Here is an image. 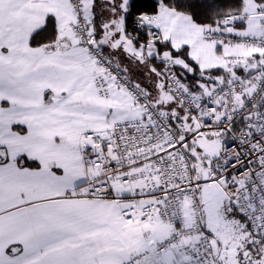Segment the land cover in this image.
I'll return each mask as SVG.
<instances>
[{
	"label": "crops",
	"instance_id": "0c3cea01",
	"mask_svg": "<svg viewBox=\"0 0 264 264\" xmlns=\"http://www.w3.org/2000/svg\"><path fill=\"white\" fill-rule=\"evenodd\" d=\"M85 2L92 21L94 0ZM105 3L99 43L165 109L167 100L176 102L159 73V59L172 60L176 68L188 65L170 50L160 51L161 44L187 47L201 69L221 68L225 76L257 65L258 53L243 39L262 34V0H244L240 28L225 21L200 25L162 4L157 13L137 17L146 30L162 33L146 54L137 35L126 32L124 19L115 17L114 0ZM73 16L72 0H0V264H190L176 248L155 252L149 242L154 228L124 219L126 200L64 195L83 181V134L141 114L126 90L100 94L101 70L73 33ZM50 17L56 20L55 38L33 46L32 35ZM226 56L238 58L237 67ZM124 189L126 194L115 189L116 196L129 194Z\"/></svg>",
	"mask_w": 264,
	"mask_h": 264
},
{
	"label": "built area",
	"instance_id": "2783aa9c",
	"mask_svg": "<svg viewBox=\"0 0 264 264\" xmlns=\"http://www.w3.org/2000/svg\"><path fill=\"white\" fill-rule=\"evenodd\" d=\"M85 0H72L78 19L72 30L81 48L98 65L100 94L107 98L114 89L131 93L141 108L138 118L114 123L82 136L81 167L83 181L76 191L65 197L119 199L128 205L123 217L137 221L143 228L152 226L149 242L155 252L176 248L190 264H216L214 240L205 226L201 186L205 183L197 172L190 144L199 136L222 137L221 156L215 165V177L208 183L220 185L232 206L248 222L253 243L264 240V107L243 125L234 129L236 119L258 101L264 89V0L259 14L262 34L245 37L243 43L259 55L260 69L242 79L225 80L196 93L178 75L172 60H160L159 73L169 91L194 122V130L180 135L168 117L148 97L133 86L128 75L95 43L94 25ZM242 13L226 17L233 24ZM136 32L146 54V46L162 40L157 27L146 30L136 19ZM143 36V37H141ZM237 67L239 59L226 56ZM188 146L189 149L186 147ZM117 186L130 190L116 196ZM146 200L145 203H142Z\"/></svg>",
	"mask_w": 264,
	"mask_h": 264
},
{
	"label": "trees",
	"instance_id": "16d2710c",
	"mask_svg": "<svg viewBox=\"0 0 264 264\" xmlns=\"http://www.w3.org/2000/svg\"><path fill=\"white\" fill-rule=\"evenodd\" d=\"M114 5H116L115 17H121L125 21V30L126 32H136V19L141 14H154L157 13L159 7L162 4H166L171 8H174L182 13L189 15L196 23L206 26H219L224 24V21L227 16L234 13H242L244 10V0H114ZM108 3H105V0H94L92 4V22L94 25V40L95 43L100 46L105 53V55L112 61L110 54L107 52V48L99 43V37L103 33L102 24L104 23L103 9ZM235 24L240 28L244 26V22L238 21ZM57 34L56 29V20L54 17H50L47 25L41 30L32 35L31 44L33 46H38L45 43L48 40H53ZM143 37V36H141ZM140 39V38H139ZM160 51L170 50L171 54L175 57L183 59L187 65L188 69L183 67H177V72L180 78L192 88L196 93L205 94L207 93V88L211 86H219L225 80H234L242 79L251 76L256 70L260 69V64L257 59V65L254 68H238L235 71L229 73L228 76L224 75V72L221 68H214L210 70H203L201 67L194 62L191 58L189 48L185 47L179 50H174L170 46L160 45ZM252 62V61H251ZM115 63V62H114ZM119 66V65H118ZM120 67V66H119ZM121 68V67H120ZM122 69V68H121ZM124 72L125 70L122 69ZM127 74V72H125ZM128 75V74H127ZM129 77V76H128ZM130 79V78H129ZM164 80V79H163ZM131 81V79H130ZM165 81V80H164ZM132 83V81H131ZM166 83V82H165ZM139 88L148 99L158 107L163 113L168 117V120L171 126L176 129L180 135L188 136L194 130V122L192 118L186 113L184 107L180 104L179 101L174 100L176 104L185 112V115L188 116L189 127L187 128L182 122H184V114L175 113L173 111L168 112V109L159 106L155 103L152 96H150L142 88L134 85ZM167 86V84H166ZM206 87V89H205ZM168 89V86H167ZM169 90V89H168ZM264 107V89L260 94L258 101L253 104L248 111L243 113L236 119L234 129L239 128L243 123L250 117H253L256 113L260 112ZM192 144H190L191 148ZM194 163L197 164L198 158L193 157ZM202 164L204 165L203 161ZM24 165H33V163L25 161ZM235 209V208H234ZM235 212L243 220H245L241 214L235 209ZM246 221V220H245ZM206 222V220H205ZM247 222V221H246ZM248 228L249 224L247 222ZM210 234V231H209ZM258 249L255 251H261L264 248V240L261 243L255 245ZM256 247H252L254 250ZM215 257L217 254L215 253Z\"/></svg>",
	"mask_w": 264,
	"mask_h": 264
},
{
	"label": "rangeland",
	"instance_id": "374dc122",
	"mask_svg": "<svg viewBox=\"0 0 264 264\" xmlns=\"http://www.w3.org/2000/svg\"><path fill=\"white\" fill-rule=\"evenodd\" d=\"M78 19V15L72 17ZM120 23L123 21L120 19ZM123 26L119 28L123 33ZM168 112L184 114V122L189 127L188 116L176 104L167 100ZM223 148L222 137L199 136L191 146L190 153L203 161L204 165L200 177L204 184L201 186V196L205 220L208 230L214 240V251L217 254L218 264H264V248H258L253 243L251 231L247 222L235 212L234 207L227 198L219 184L207 181L215 177V165L221 156ZM121 186L116 187V193L126 194L128 190ZM256 247L252 250V247Z\"/></svg>",
	"mask_w": 264,
	"mask_h": 264
},
{
	"label": "water",
	"instance_id": "95a60500",
	"mask_svg": "<svg viewBox=\"0 0 264 264\" xmlns=\"http://www.w3.org/2000/svg\"><path fill=\"white\" fill-rule=\"evenodd\" d=\"M194 144H195V140L192 141V145H194ZM186 148L189 149L188 146ZM196 167H197V172L200 175V173L202 172V168H203L202 160H200V159L197 160Z\"/></svg>",
	"mask_w": 264,
	"mask_h": 264
}]
</instances>
